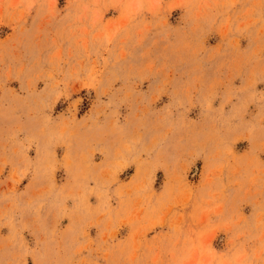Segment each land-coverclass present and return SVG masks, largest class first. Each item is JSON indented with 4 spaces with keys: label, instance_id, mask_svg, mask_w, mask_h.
<instances>
[{
    "label": "rangeland",
    "instance_id": "1",
    "mask_svg": "<svg viewBox=\"0 0 264 264\" xmlns=\"http://www.w3.org/2000/svg\"><path fill=\"white\" fill-rule=\"evenodd\" d=\"M0 264H264V0H0Z\"/></svg>",
    "mask_w": 264,
    "mask_h": 264
}]
</instances>
